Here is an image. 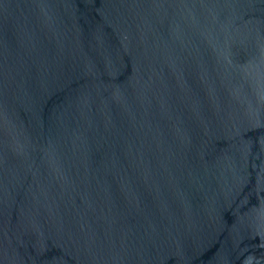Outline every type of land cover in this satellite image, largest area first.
Returning a JSON list of instances; mask_svg holds the SVG:
<instances>
[{"label":"water","instance_id":"obj_1","mask_svg":"<svg viewBox=\"0 0 264 264\" xmlns=\"http://www.w3.org/2000/svg\"><path fill=\"white\" fill-rule=\"evenodd\" d=\"M0 264H264V0H0Z\"/></svg>","mask_w":264,"mask_h":264}]
</instances>
